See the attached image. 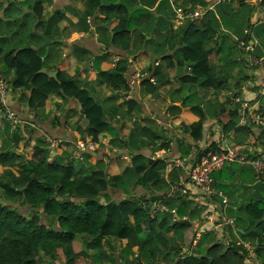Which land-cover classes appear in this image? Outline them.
I'll list each match as a JSON object with an SVG mask.
<instances>
[{"label":"trees","instance_id":"obj_1","mask_svg":"<svg viewBox=\"0 0 264 264\" xmlns=\"http://www.w3.org/2000/svg\"><path fill=\"white\" fill-rule=\"evenodd\" d=\"M89 1L90 10L100 8L108 18L128 13L124 3L102 5V0ZM170 7L169 0H160L157 14H149L146 8L136 9L130 18L125 17L113 29L112 45L128 51L134 44L133 33L136 29H140L145 41H148L142 34L145 29L150 31L158 29L169 35L171 25L169 24L165 29L159 14ZM35 12L38 17L42 16L41 2L35 4ZM209 13L201 23H198L199 20L189 22L176 36L169 35V40L173 42V46H170L172 53L166 51L162 56L169 60L172 67L175 64L181 69L189 67V71L185 69L186 75H182L181 81L188 85H198V90H204L203 97L210 94L212 90L209 89L210 87L216 92L224 88L222 74L216 72L213 63L210 62L214 50L207 49L215 36L221 34L220 27ZM141 16L150 19L145 28L137 26L136 18ZM134 27L138 28L134 29ZM32 37L35 42L28 47H12L5 51L0 46V65H3L6 74L10 75L13 72L11 80L0 74L7 82L8 96L12 94L10 88L15 91V95L21 94L23 102L25 104L28 102L29 110L27 120L19 118L20 123L15 127L11 122L0 117L4 123V131L0 132V165L3 167L0 175V264H79L80 260L81 264H86L89 261L86 259L85 249L103 250L104 239L111 237L128 239L127 246L122 249L127 264H155L162 255L166 259L169 253H164L160 246L169 248L168 238L163 233H155L153 228L163 229L168 217L165 215L166 219L155 227L152 225L151 211L148 209L152 206L150 204L154 199L151 197L153 193L156 195L168 184L164 177L167 165L166 161L161 159L146 164L143 155L144 149L150 148L152 144L157 145L156 140H162L159 132H152L150 140L142 144L139 143L137 136L131 133L129 142H125L120 128L114 127L109 119L118 113H109L99 97L91 94L87 88L90 81H82L77 76L69 75L68 64L62 60L53 68L57 70V77H51L50 72L54 70L49 68L43 59L44 49L41 48L43 38L35 33ZM121 60L117 63L115 72L98 73V78L117 92L129 89L127 77L130 68L123 62L126 61L124 57ZM254 81L258 83L257 80ZM142 83L148 94L155 92L157 86L150 81V78L143 79ZM56 94L66 102L76 100L80 104V111L87 120V126L83 129L79 140L62 141L55 147L56 154L51 156L48 151L50 146L48 141L42 136L34 138L28 125L36 121L35 117H30L32 111L44 107L46 101ZM137 104L134 97L128 100L129 112L135 111ZM200 104L191 107V111L199 117L198 121L192 124L182 122L180 128L189 134L193 142L202 141L208 145L209 150L219 151L218 141L213 139L203 141L205 140L204 120L207 115ZM227 104L228 101L221 104V110L216 113L224 134L238 128L239 140L243 139L242 135L246 134L249 137L252 135L264 145V127L247 125L239 129L237 110L228 108ZM0 108L6 111L1 103ZM258 108L264 111V100L258 103ZM254 128L259 130V134L253 133ZM105 133L113 135L112 142L116 141L131 156L132 165L127 166L121 174L112 175L109 171L106 173L108 167L103 161L94 159L90 162L92 157L89 154L90 150L81 154L83 159H76L75 148L78 141L87 139L101 145V136ZM22 142L26 149L29 147L32 149L30 157L19 153L18 148ZM72 142L74 152L68 148ZM166 144L168 143L163 140L158 149L163 150ZM190 151L187 149L184 156H188ZM202 152L199 144L196 147V156L199 157ZM252 157L256 159L258 153H254ZM221 175L224 177L223 174ZM235 179L232 181L236 184ZM138 187L145 189L150 196L131 198ZM109 189L119 190L127 197L115 202L108 197ZM262 194L264 197V192ZM187 199L180 197L175 202L171 200L168 205L171 206L170 208H177L178 213L184 215L187 210L183 203ZM3 200L9 202V205H4ZM244 206L250 222H247L246 227L240 228L239 215L235 222L237 221L239 229L245 232L252 228L249 233H240V236L251 242L258 260L264 264V198L256 197V202ZM28 215L30 217H27ZM199 215V211L196 210L190 213V216L195 218ZM179 224L173 223L172 228L177 230V227H180L184 230L193 227L186 223H182L185 227ZM254 233L257 236L255 238L257 247L250 237ZM203 237L204 235L193 254L181 258L178 264H247V249L243 246L227 247L215 241L205 251H201ZM171 241L174 248L180 247L184 243L183 235L180 233ZM180 252V249L176 251L174 259ZM204 253L208 254V258H197Z\"/></svg>","mask_w":264,"mask_h":264},{"label":"crops","instance_id":"obj_2","mask_svg":"<svg viewBox=\"0 0 264 264\" xmlns=\"http://www.w3.org/2000/svg\"><path fill=\"white\" fill-rule=\"evenodd\" d=\"M102 1V5H120L124 3L125 7L128 9V13L126 15L122 14L118 17L114 16L108 18L105 13L101 12L100 8L90 10L89 0H0V46L5 51L10 50L12 47H28L30 44L35 42V39L32 37L33 33L42 37L43 43L41 44V48L44 49L43 59L46 61L49 68L53 69L54 67L58 66L57 63H61V60L65 61L68 64L67 73L71 76H77L82 81H90L89 86L94 87L92 90V95L94 97H99L101 103L106 98H110L112 100V97H114L115 100L112 101L116 104H119V106H122V112L118 113L115 118L109 119L112 121V125L114 127L120 128L121 136L125 142H129V135L131 133H134L137 136L139 143L141 142L142 144L143 142H148L152 132H156L155 128L157 126L159 131L156 133L159 132L162 140H156L157 145L152 144L150 148L143 150L144 161L146 164H149L148 162H154L157 159L165 160L167 166L164 177L167 179L168 184L156 193L158 200L154 198L152 204L150 205L159 203L169 209H172L170 208L171 206L168 205V202H170L171 199L167 200L163 197L167 196L173 183L182 182L189 184L187 172L188 169L194 163H196V147L201 144V147L203 148L205 144L202 141L198 143L193 142L189 134L180 128L182 122L186 124H192L198 121L199 117L191 111V107L198 104L194 102L193 98L198 97V94L199 96L201 94L203 97L204 90H191L188 94L186 91L181 96L180 94L174 95L167 91L166 88H164L166 86H162L165 81L173 82V89L176 91V89H178L181 84H185L181 81V77H183L182 75H186L185 69H187V71L190 69L189 67H185V69L178 68L176 64L172 67L171 63H169V60L162 58L165 53L155 54L150 48H147V44H145L146 41L144 39L141 42L142 46L139 47V50L143 53L142 56H139L143 58L142 62H137V56L129 55L128 51H123L118 47L115 48L111 43L114 36L113 29L119 24L121 20H123L125 17L130 18L131 14L134 13L136 9L146 8L149 11V14H157V7L160 0ZM204 1L212 2L208 7L202 9L207 10L208 13L212 7L214 8L215 4L219 0ZM237 1L238 4L247 3L254 7L253 10H255V14L253 17L250 16L249 24L254 21L257 23V25L254 29H250L253 35L255 34L254 31L256 30L258 34L264 38V0H245L244 2H242V0ZM38 2H41L43 5V14L41 17H38L35 12V4ZM198 3L199 2L197 0H169L171 7L164 9V12L159 14L161 19H171L172 16L175 18V21L173 18V20H170L169 22L171 25L169 35L176 36L181 32V28L190 22L181 21L177 17L178 13L192 12L196 7H200ZM171 9L174 10L175 15L172 14ZM207 13L204 15V17L207 15ZM94 17L100 19L98 20V24ZM136 19L137 26L140 28H145L146 24L148 25V21L150 20L144 16ZM203 19H199L198 23H201V20ZM249 27L250 26L244 27L243 25V27L240 29V32H238L241 33L242 31V35L239 37L235 35L236 42L235 46H233L236 47V52L233 56L228 54L230 45L227 43V40L228 38H232L230 36L231 30L229 26L222 25L219 29L221 33L220 36L216 35L213 41L210 42L211 45L208 46L207 49L209 48L210 50H214V55L211 57L210 62L213 63L215 70L220 69L219 73L225 74L226 68L229 67L230 71L226 73L231 78L236 74L239 63H245L246 67L245 64H243L244 76L234 81L232 84L227 81V77L223 76L221 78L224 84V88H222L223 90L216 92L210 87L209 89H212L209 94L211 96L209 98L210 102L204 101L200 104L204 108V112L207 115L204 120L205 140L203 141L213 139L214 141L219 142L220 147L224 144H232L233 146L245 148L244 151H241V153H247L249 157L246 162H233L232 164L227 165L212 174L213 189L215 191H222L224 198L216 195L215 197L209 199L202 191L190 186V194L187 195L188 197L183 198L194 200L197 204V210H199L200 213V215L196 218L189 216L187 212L184 214L185 216L191 218L192 221L203 217L206 213H212L213 217L215 219L217 218L218 220L222 215H225L228 218L236 219L234 213L238 211L239 204L244 200L238 198L239 194L248 191L247 193L251 194L250 199H252L254 196L253 190H246L241 186V184L248 186L260 181L257 171L255 170L254 176H246L244 180H241L239 177L236 178V184L240 189L230 192L229 190L224 191L222 189V187L226 186H221V188H218V186L221 185L223 181L218 183L213 177L215 173L218 174L217 177L222 176L221 174L224 175V172L226 173V168H232L234 164L242 166L250 162V160L253 159L252 155L254 153H258L257 158H264L263 144H260L255 148H251L248 140L251 141L252 136L249 137L246 134L242 135L243 139L239 140L240 143H235L234 140L237 139V134H239V131H237L238 128L228 134H224L221 129V124L216 118V113H218L222 108V101L225 100L224 98H228L227 94L231 91L239 93L241 98H244L250 102L262 103L264 100V97L259 98L257 95L259 83H255L254 77L247 67L245 53L242 52V49L239 47V42L246 39L245 31ZM95 29L103 30L104 35L101 36V31L98 33ZM157 30L153 29L150 31V29H145L142 34L146 36L147 40H149L155 35ZM136 32H138L137 29L134 30L133 33L134 45L136 42ZM171 49L172 47L168 46L166 48L167 53H172V51H170ZM256 55L264 59V44L262 41L260 46L256 48ZM122 57L126 59V61L123 62L127 65V67L130 68V72L128 73L127 77L128 83L134 80V76L137 72L141 71L148 74L150 81L157 86L155 92L158 91L159 93H157L155 96H153L154 93L148 94L145 90V86L142 83L143 80L141 83L136 85L135 90L131 93L129 89L128 91L117 92L114 91L111 86H108L109 84L103 83L98 78V73L101 71L115 72L117 63L122 61ZM117 58H120V60L116 61ZM96 63H99V67H103V69L99 71L96 70ZM216 63L218 68L216 67ZM160 66L163 68L159 69ZM3 68V65H0V74L4 73ZM159 72L162 73V76L158 75ZM11 75H13V72ZM263 77L264 71H258L257 82H261ZM161 79L165 80L161 81ZM96 80L99 81V84L96 83V85H94ZM247 82L250 83L248 85V89L242 90V83ZM89 91L91 92V90ZM93 92L95 94H93ZM101 93H103L105 97L101 96ZM26 94L28 95V92H26ZM133 97L138 104L135 111L129 112L127 102ZM73 101L74 100H69V102H66L61 96L56 94L51 96L46 101L44 107L36 110L35 112L32 111L30 117H35L36 121H33L34 123H30L28 125V129L31 131L34 138L37 136H42L45 137L47 141V139L51 137L59 139L61 142L79 140L82 134H78L77 130L79 132L80 126V129L83 131V129L87 126V120L80 111L79 103L77 106L76 104H74L75 106H69V104H73ZM7 102L11 106L10 109L14 110L19 118L23 119L24 121L27 120L29 112L28 102L26 104L23 102L21 94L16 95L15 99L12 94H10L7 97ZM227 105L232 108L230 102ZM74 107L76 108V112H72ZM138 108L139 113H136ZM75 113H77V116L72 117ZM123 113L127 114L123 115ZM23 120L21 121L23 122ZM70 121H74V123L72 124ZM76 124L78 125V128L75 126ZM238 127L239 129L244 128V126L241 125H238ZM253 133L255 135L259 134V130L254 128ZM107 136L110 137L108 142H110L112 148L106 150L107 148H104L101 145L98 146L96 150H91L89 153L92 156L90 158V162L94 161V159L96 161H103V163L107 165V169L110 174H121V172L127 166L130 167L132 165L131 156L126 149L121 148V145H115V143L112 142L111 139L113 135L108 133ZM253 137L257 139L256 136ZM163 140L168 143L163 148L168 149V154L165 156L163 154L164 150L158 149L160 147V143ZM73 144L74 143L72 142V144L69 145V150H74ZM187 149L191 151L189 152L188 156H184ZM176 159L181 161V165L177 166L176 164H172L170 167V164H168L170 160ZM110 191L111 189L108 190V197L113 199L115 202L127 197V195L119 190ZM262 192H264V183L261 187V195L263 196ZM143 195L149 197L150 193H148L142 187H138L130 197L139 198ZM228 196L233 198V205L229 204ZM243 196H245V194ZM148 210L151 211V218L159 219L158 224L160 222L162 223L166 219L164 218L165 215L168 217L167 224L163 227V229H153L155 233H163L168 238L169 248L160 246V249L163 250L164 253H169L170 259L167 261L165 258H163L164 255H162L155 264H172L176 251L178 249H180L182 252H184V250L186 251L188 246L193 242L195 231H192L193 227L184 229V243L181 244L180 247L174 248L171 240L174 239L176 235H179L180 231L176 230V228H172L174 222L172 221L171 213L169 211L161 212L164 214L159 217V214L161 213H156L154 211V207L151 206ZM132 221L133 220L131 219L130 222ZM247 222L248 221H246L245 225H247ZM179 225H182V223ZM242 227L243 226L240 228ZM241 231L243 233H241ZM240 233L244 234L249 232L239 229V226H237V221L235 222V232L231 229L225 232L226 235L233 237L235 240H246L251 243L246 238L240 236ZM215 241H217V238ZM128 242L129 241L127 238L111 237L104 239L103 250L98 248L90 249L92 251L91 254H94V263L127 264L126 260L123 258L124 252H122V249L127 246ZM185 245L186 248H184ZM171 251H175V253Z\"/></svg>","mask_w":264,"mask_h":264},{"label":"built area","instance_id":"obj_3","mask_svg":"<svg viewBox=\"0 0 264 264\" xmlns=\"http://www.w3.org/2000/svg\"><path fill=\"white\" fill-rule=\"evenodd\" d=\"M207 13V10H202V8L196 7L192 12H180L177 17L181 21H190L194 22L199 19H203L204 15ZM247 35V39L242 41L240 47L243 49L245 56L247 58V66L251 71L254 80H257L258 71H264V59L258 57L255 54L256 48L259 46V41L254 37L250 28L245 31ZM118 61V58L116 59ZM145 78H148V74L144 72H137L134 76V80L128 83L130 93L135 90L136 85L141 83V81ZM259 89L257 91V95L259 98L264 96V77L259 82ZM250 83L247 82V88ZM7 82L5 79L0 76V103L6 109L1 108V114L4 115L9 122H11L14 127L20 123V119L17 116L14 110L8 109L6 106V99L8 96ZM236 99L237 102H240V99L237 95H231L229 99ZM233 106V105H232ZM8 114V116H6ZM239 121L238 125L241 126H253V127H264V111L258 108V102H250L245 100L244 105L239 110ZM48 143L56 147L58 144H61V140L56 138L49 137L47 139ZM100 146L97 143H93L92 141H78L75 148V156L76 159H83L81 154L86 150H96L97 147ZM245 149V148H244ZM202 154L199 157H196V163H194L187 172V177L189 184H185L182 182L173 183L171 189L169 190L167 196L163 198L176 199L180 197H185L190 194V186L195 187L202 191L209 199L217 196L224 197L222 191H215L213 189V179L212 174L222 169L223 167L232 164L233 162L243 163L248 160L247 153H241L242 147L233 146L232 144H224L220 147L219 151L209 150L208 145L205 143L202 148ZM164 156L168 154V149L163 151ZM250 162L253 164L255 170L257 171L258 178L262 179L264 175V158L252 159ZM170 167L172 164H176L180 166L181 161L179 159L170 160L168 163ZM154 207V211L156 213L169 211L172 216V221L174 223H186L193 226L195 231V236L193 242L188 246V249L182 253V255L175 258L172 264H178L181 258L185 256H189L193 254V251L196 249L197 244L199 243L201 237L205 234L212 233L216 236L217 242L222 243L227 247L233 246H243L247 249V264H262L261 261L257 258V253H255V247L251 243H243L241 240H235L233 237L228 236L225 232L229 229L235 232V219L228 218L225 215H222L219 220L213 217L212 213H206L203 217L192 221L191 218L185 215H180L177 211V208L169 209L164 205L159 203H155L152 205ZM242 250H240L241 252Z\"/></svg>","mask_w":264,"mask_h":264},{"label":"rangeland","instance_id":"obj_4","mask_svg":"<svg viewBox=\"0 0 264 264\" xmlns=\"http://www.w3.org/2000/svg\"><path fill=\"white\" fill-rule=\"evenodd\" d=\"M200 5L199 8H202L204 9L205 7H208L209 4H211L212 2H207V1H204V0H197ZM103 4V3H102ZM254 7L247 4V3H241V4H238V1L237 0H219L214 8L212 7L211 10H210V15H213V18L215 19V22L216 24H218L219 27H221L222 25H226V26H229L230 28V36L232 38H228L227 40V43L230 45V50L228 51V54L233 56L236 52V47L235 46V35L236 36H241L242 35V31L241 33H238L240 32V29L243 27H246V26H250L249 28H255L257 23H255L254 21L249 24V19H250V16H254L255 14V10H253ZM171 12L172 14L175 15L174 13V10L171 9ZM171 14V13H170ZM95 16V14H94ZM172 16V15H171ZM97 24H98V20H100L99 18H96L94 17ZM174 18V16L171 17V19H166V18H163L162 21H163V26L166 27L169 25V22L170 20L172 21ZM174 21H175V18H174ZM135 28H138V27H134ZM96 32H100L101 31V36L104 35V31L101 30V29H95ZM255 34H254V37L259 41V43H261V41L263 42L264 44V38L262 36H260L258 34V32L255 30L254 31ZM259 38V39H258ZM135 39H136V42H135V45L133 44V46L128 49V54L129 55H133V56H137V62H142L143 58L142 57H139V56H142L143 53L139 50V47L142 46L141 42L143 40V36L141 35V32H140V29L138 30V32L135 33ZM261 40V41H260ZM145 44H147V48H150L151 51H153L155 54H163L166 52V48L168 46H173V42L169 40V35L163 33V32H160L159 30H157V32L155 33V35L153 37H151L148 41L145 42ZM211 43L208 45L210 46ZM234 45V46H233ZM260 46V44H259ZM162 60V58H161ZM168 62V61H167ZM246 62H247V58H246ZM96 70H102L103 67H99V63H96ZM245 63H239L238 64V68L236 70V74L233 75L231 78L230 76L226 73V72H229L230 71V68L227 67L226 70H225V74H222V76L224 77H227V81L230 82V84H232L234 81L240 79L241 77L244 76V71H243V67ZM216 67H217V63H216ZM245 67H246V64H245ZM163 67L160 66L159 69H162ZM218 68V67H217ZM216 72H220V69H216ZM7 80H11V74L8 75L6 74L5 72L2 74ZM0 75V76H2ZM159 76H162V73L159 72L158 74ZM221 75V74H220ZM2 76V77H3ZM3 77V78H4ZM164 81L165 79H161V81ZM96 83L99 84V81L96 80L94 85H96ZM242 90L246 89L247 88V85L246 83H242ZM173 85L174 83L171 82V81H165V83L162 85V86H166L164 88H166L167 91H169L171 94H174V95H177V94H180V96L187 91V94L191 91V90H198L199 86L198 85H188V84H181V86L176 89V91L173 89ZM87 88L89 90H91V94H92V90L94 87H90V86H87ZM10 92L12 93V96L16 97L15 95V91H12V89L10 88ZM93 94H95L93 92ZM228 98H224L225 100L222 101V103L228 101V103L230 102V105L232 106V108H236L237 110V115L239 113V110L241 109V107L244 105V102H245V99L244 98H241V95L239 93H236V92H229L228 94ZM231 95H237L240 99V102H237L236 99H229V97H231ZM101 96L105 97V95L103 93H101ZM111 97V95H110ZM211 96H205V97H202V95L198 94V97H195L193 98L194 99V102L195 103H198L200 104L201 102H210V98ZM264 97V96H263ZM112 100H115L114 97H112ZM110 98H106L104 101H102V104L107 108V111L111 114H114V113H120L122 112V106H119V104H116L115 102H113ZM68 104V103H67ZM78 104V102L76 100L73 101V104H69V106L71 105H74ZM6 106L7 108L9 109L10 108V105L8 104L7 102V99H6ZM75 106V105H74ZM229 108V106H228ZM231 108V107H230ZM0 112H1V108H0ZM72 112H76V108L74 107L72 109ZM136 113H139V108L137 109ZM142 115V113H141ZM6 116H8V114H6ZM77 116V113H75L72 117H76ZM0 117L2 119H4L5 121H7L8 119L5 118L4 115H2L0 113ZM115 118V117H113ZM145 118V117H144ZM4 121V122H5ZM238 121H239V115H238ZM72 124L74 123V121H70ZM77 128H78V125L76 124L75 125ZM156 131H159V128L156 126L155 128ZM4 131V123H2V121L0 120V132ZM77 133L78 134H82V130L80 129V126H79V132L77 130ZM4 135V133L2 134ZM108 133H105V135L103 134L101 136V142H102V146L104 148H107L106 150L112 148V145L110 144L109 141V136H107ZM239 135V134H237ZM252 136V135H251ZM234 142L236 143H239V136H237V139L234 140ZM248 143L250 144V147L251 148H255V147H258L261 142L258 141L257 139H255L253 136H252V140H248ZM252 143V144H251ZM100 145V146H101ZM115 145H118L117 142H115ZM119 148V147H118ZM165 150V149H163ZM242 150L244 151V148H242ZM18 151L19 153H24L25 155H27V157H30L31 153H32V149L29 147L28 149H26L24 147V142H22V144L20 145V147L18 148ZM48 151L50 153L51 156H54L56 154V150H55V147L53 146H49L48 147ZM71 151V149H70ZM72 152H74L72 150ZM181 165V164H180ZM2 171H3V167L0 165V175L2 174ZM220 174V173H219ZM217 173H215V175L213 176L215 178V180L218 182V183H221L222 181V184L218 186V188H221V186H226V187H222V189L225 191V190H229L230 192L236 190V189H240L239 186H237L235 183L232 182V180H234L235 178H240L241 180H244V178L246 176H254L255 175V168L253 166V164L251 162H248L242 166L238 165V164H234L232 168H226V173L224 172V176H218L217 177ZM248 191L246 192H243V193H240L239 194V197L240 199H244L240 204H239V207H240V210L237 211L236 213H234V215L237 217L238 215L240 216V222H239V225L240 226H243V227H246L245 223L246 221L250 222V219H249V216L245 210V204H248V203H253V202H256V198L255 196L251 198V194L250 193H247ZM153 193V192H152ZM245 194V196H243ZM153 198L157 199L158 200V196L155 195L153 193L152 195ZM186 197V196H185ZM224 198V197H222ZM177 199L179 198H176V199H171L172 201H176ZM250 199V200H249ZM170 200V199H169ZM228 200H229V204L233 205L234 204V200L231 196H228ZM3 204L4 205H9V202H7L6 200H3ZM256 204V203H254ZM183 206L186 207L187 209V213L189 214L190 216V212L196 210L197 212L199 210H197V204L194 200H191V199H187L186 202L183 203ZM164 213H161L159 214L161 217ZM27 217H30V215H28ZM152 225L154 226H157L158 224V218L157 219H152ZM177 230L180 231V233L183 235V242H184V231L180 228V227H177ZM172 237V236H171ZM251 240L252 242H254V245L257 247L256 245V240L255 238H257L256 236V233L252 234L251 236ZM216 240V237L215 235L213 234H208V235H204L203 239H202V242H201V251H205L212 243H214ZM242 244L243 243H248V241L246 240H241ZM156 246H158V244H156ZM184 248H186V245L184 246ZM188 249V248H187ZM86 250V253H87V260L89 261V263L87 262L86 264H95L94 263V254L92 255V251L91 250H88V249H85ZM176 251V249H175ZM175 251H171L173 253H175ZM185 251V250H184ZM182 251L180 252V255H182ZM170 259V256H167L166 260L168 261ZM81 261V260H80ZM78 262L79 264H81V262Z\"/></svg>","mask_w":264,"mask_h":264},{"label":"water","instance_id":"obj_5","mask_svg":"<svg viewBox=\"0 0 264 264\" xmlns=\"http://www.w3.org/2000/svg\"><path fill=\"white\" fill-rule=\"evenodd\" d=\"M50 76L53 77V78H56L57 77V71H52L50 72ZM157 93H159L158 91L154 92L153 96H155ZM106 173H108V169H106ZM264 181V176H263V180H260L256 183H254L253 185H243L241 184V186L246 189V190H253L254 193L253 195L258 197V198H263V196L261 195V187L263 186V182ZM252 230V228H250V230L248 232H250ZM241 233H243L241 231ZM198 259H202V258H208V254L207 253H204L203 255H200V256H197Z\"/></svg>","mask_w":264,"mask_h":264},{"label":"clouds","instance_id":"obj_6","mask_svg":"<svg viewBox=\"0 0 264 264\" xmlns=\"http://www.w3.org/2000/svg\"><path fill=\"white\" fill-rule=\"evenodd\" d=\"M257 159V158H256ZM264 176V175H263ZM263 176H262V179H260V180H263ZM264 182V181H263Z\"/></svg>","mask_w":264,"mask_h":264}]
</instances>
